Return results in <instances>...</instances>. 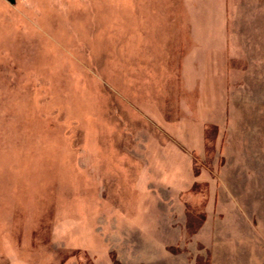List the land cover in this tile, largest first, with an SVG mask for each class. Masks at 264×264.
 I'll use <instances>...</instances> for the list:
<instances>
[{"label":"rangeland","instance_id":"374dc122","mask_svg":"<svg viewBox=\"0 0 264 264\" xmlns=\"http://www.w3.org/2000/svg\"><path fill=\"white\" fill-rule=\"evenodd\" d=\"M87 256L264 264V0H0V264Z\"/></svg>","mask_w":264,"mask_h":264},{"label":"trees","instance_id":"16d2710c","mask_svg":"<svg viewBox=\"0 0 264 264\" xmlns=\"http://www.w3.org/2000/svg\"><path fill=\"white\" fill-rule=\"evenodd\" d=\"M193 186H197V187H198V186H199V183H194ZM204 219H205V215H202L201 222H204ZM189 221H190V220H189ZM189 223H190V222H189ZM189 223H188V225H189ZM187 227H188V226H187ZM189 230H190V229H189ZM191 233H193V232H191ZM75 253H76V251L72 252V254H70L69 256L65 257L64 260L66 261V260H67L69 257H71L72 255H73V256H76ZM85 254H86V253H85ZM85 254H84V255H85ZM64 260H63V262H64ZM63 262H62V263H63ZM81 264H83V263H81ZM84 264H93V263H92L91 259L87 256V259H86V261H85Z\"/></svg>","mask_w":264,"mask_h":264},{"label":"crops","instance_id":"0c3cea01","mask_svg":"<svg viewBox=\"0 0 264 264\" xmlns=\"http://www.w3.org/2000/svg\"><path fill=\"white\" fill-rule=\"evenodd\" d=\"M207 219H208V218H206V220H207ZM206 220H205V221H206ZM184 226H185V224H184ZM180 235H182V230L180 231ZM180 237H181V236H178V238H180ZM111 252L114 253L113 251H111ZM113 257H114V259H116V256H115V255H113ZM69 259H70V258H69ZM69 259H68V260H69ZM68 260H66V261H68ZM66 261H65V262H66Z\"/></svg>","mask_w":264,"mask_h":264},{"label":"water","instance_id":"95a60500","mask_svg":"<svg viewBox=\"0 0 264 264\" xmlns=\"http://www.w3.org/2000/svg\"><path fill=\"white\" fill-rule=\"evenodd\" d=\"M10 3H14L15 2V0H8Z\"/></svg>","mask_w":264,"mask_h":264}]
</instances>
